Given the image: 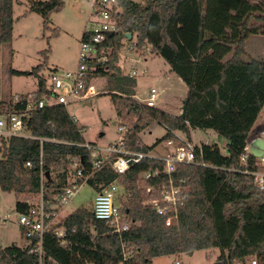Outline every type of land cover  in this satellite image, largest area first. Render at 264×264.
<instances>
[{
    "label": "trees",
    "instance_id": "1",
    "mask_svg": "<svg viewBox=\"0 0 264 264\" xmlns=\"http://www.w3.org/2000/svg\"><path fill=\"white\" fill-rule=\"evenodd\" d=\"M14 4L15 0H0V53L13 41ZM117 4L113 12L117 32L100 46L103 61L91 63L89 75L107 79L105 91L124 129L126 149L151 154L163 141L181 145L176 132L190 138L191 130H205L227 142L226 153L217 144L195 146V162L177 165L171 178L177 185L184 181L183 202L170 225L149 204L158 194L148 193L169 176L146 178L149 172L162 171L164 160L144 158L131 163L122 175L108 164L88 184L99 192L118 185L128 230L117 232L96 219L93 203L57 225L67 230L65 244L50 231L42 253L33 238L26 247L13 244L0 249V264H154L156 258L212 249L220 251L218 261L223 264L251 257L264 261V183L261 186L255 175L264 174V166L253 154L242 161L264 109V59H244L248 38L264 35V0H145L143 4L117 0ZM64 5L65 0L33 2L24 15L38 13L48 25ZM133 42L137 51L149 48L152 55L163 58L170 72L185 83L184 119L135 100V78L120 65L121 51ZM45 66L46 62L30 72H15L37 79V89L19 94L18 102L2 99L0 85V116L20 113L29 102L37 104L51 93L50 75H42ZM154 122L167 133L149 146L142 134ZM24 124L29 137L0 136V192L15 193L18 213H27V200L43 193L51 203L49 211L56 213V197L69 172L75 164L86 165L91 150L65 105L35 110Z\"/></svg>",
    "mask_w": 264,
    "mask_h": 264
},
{
    "label": "rangeland",
    "instance_id": "2",
    "mask_svg": "<svg viewBox=\"0 0 264 264\" xmlns=\"http://www.w3.org/2000/svg\"><path fill=\"white\" fill-rule=\"evenodd\" d=\"M47 0H15L13 41L4 45L0 53V85L2 99L9 100L18 93H31L37 89V79L31 75H20L18 72H30L44 64L42 75L48 76L55 70L60 72L75 71L79 64L80 45L88 28L90 15L96 0H65L64 7L51 15L50 22L45 25L44 18L38 13H29L31 4ZM143 4L145 0H133ZM121 51L120 65L125 74L136 72L135 100L144 103L151 88H157L159 98L156 107L176 116L182 114L186 100L187 87L176 75L169 73L170 66L160 56L152 55L149 48L144 53L136 49L129 50L128 44ZM128 48V49H127ZM248 56L264 59V35H252L246 43ZM107 79L91 77L90 85L95 88L96 95L81 101H72L68 111L73 116L87 143L98 147H107L117 143L120 136L121 121L111 100L110 93L105 91ZM256 130H264V112L255 126ZM166 130L158 123H152L142 134V140L149 146L156 145L166 135ZM182 140L190 142L194 147L204 144H217L223 154L226 147L223 141L213 136L211 131L191 130L190 138L184 133L176 132ZM173 148L166 142L156 145L152 155L165 156L172 153ZM77 166V165H76ZM76 166L71 169L72 171ZM97 191L88 184H83L70 204L58 209L55 224L76 209L84 206L91 208ZM34 203L37 199H29ZM17 197L14 192H0V249L13 244L26 247L27 239L17 222L15 215ZM5 214H11L10 221H3ZM218 249L202 250L192 255L181 257L167 256L154 259V264H215L219 262Z\"/></svg>",
    "mask_w": 264,
    "mask_h": 264
},
{
    "label": "built area",
    "instance_id": "3",
    "mask_svg": "<svg viewBox=\"0 0 264 264\" xmlns=\"http://www.w3.org/2000/svg\"><path fill=\"white\" fill-rule=\"evenodd\" d=\"M118 6L117 0H96L90 15L88 28L85 31V38L82 39L79 52V64L75 71H55L50 74L49 82L51 93L41 99L37 104L29 102L25 110L20 113H11L0 116V136L10 137H29L25 132L24 118L33 111L45 109L57 105L68 106L72 101H85L96 95L95 88L90 85L89 68L91 63L95 61H103L99 58L100 46L109 37L108 33H116L118 26L113 17V12ZM136 48V43L133 42L129 49ZM131 78L136 76L134 71L129 75ZM159 98L157 88H151L148 97L144 103L148 107H156V102ZM13 101H20L19 94L12 97ZM124 129L119 127L120 136L118 142L104 148L97 147L90 143L85 144V147L91 150V154L87 159L86 165L75 164L76 168L68 174L67 184L62 192L56 197L57 206L59 208L66 207L70 204L73 197L77 194L80 187L88 183L94 178L96 172L100 171L104 166L110 164L116 173L122 175L127 172L131 163H137L147 157L162 159L165 162V167L162 171H154L146 174V178L155 177L160 174L169 176L167 182L160 187H150L148 193H157L158 196L149 201V204L158 212V214L166 217V222L170 225L177 219L178 206L182 204L184 181L176 184L171 178V174L176 170L178 164H191L195 162V147L175 133L182 141L181 145L175 146L174 140L167 142V145L173 148L172 153L165 156L145 154L141 152H133L126 149ZM257 138L264 139V134ZM248 143L242 161H246L251 153L252 142ZM261 164L264 166V153L259 157ZM30 165V163H28ZM259 184L264 183V174H255ZM119 187L116 184L106 187L103 191H97L94 199V215L98 220L105 221L112 226L115 231L122 232L129 229V223L124 218L122 207L119 200ZM27 213H18L17 222L22 228L25 238L29 242L35 238L37 240L40 252L42 253V244L44 236L54 231V234L60 244H65L68 240L67 230L63 227H57L55 220L58 217V212L51 213L48 206L51 204L46 200L42 193L37 202L31 203ZM11 214H5L3 221H10ZM174 264H181L175 260ZM237 264H264V261L256 257L247 258L239 261Z\"/></svg>",
    "mask_w": 264,
    "mask_h": 264
},
{
    "label": "water",
    "instance_id": "4",
    "mask_svg": "<svg viewBox=\"0 0 264 264\" xmlns=\"http://www.w3.org/2000/svg\"><path fill=\"white\" fill-rule=\"evenodd\" d=\"M115 33L113 32H109L108 36L111 37L113 36ZM131 35L129 34V38L131 39ZM186 111H187V100L184 101V105H183V109H182V114L180 115L181 119H184L186 117ZM251 153L259 158L263 155L264 153V139L262 138H257L252 142V146H251ZM215 264H223L222 262H216Z\"/></svg>",
    "mask_w": 264,
    "mask_h": 264
},
{
    "label": "crops",
    "instance_id": "5",
    "mask_svg": "<svg viewBox=\"0 0 264 264\" xmlns=\"http://www.w3.org/2000/svg\"><path fill=\"white\" fill-rule=\"evenodd\" d=\"M13 31H14V30H13ZM169 73H171V72H170V69H169ZM171 74H173V73H171ZM174 75H175V74H174ZM18 94H29V93H18ZM186 95H187V94H186ZM1 98H2V97H1ZM165 112H167V113H169V114H172V113H170V112H168V111H165ZM263 112H264V109H263V111H262L260 117L258 118L257 122H258L259 119L261 118ZM172 115H174V114H172ZM257 122L255 123V125H254V127H253V131H252L254 135L252 136V138L250 139L249 142H251V140H253L254 138H257L258 136H261L262 134H264V130H263V129H261V130H259V131L256 130L255 126H256ZM211 133H212L213 136L217 137L216 134H215L214 132L211 131ZM222 141H223L224 146L226 147L227 142H226L225 140H222ZM113 144H114V143H113ZM109 145H112V144H109ZM95 146H97V145H95ZM107 146H108V145H107ZM97 147H98V146H97ZM100 148H104V147H100ZM21 230H22V228H21ZM22 232H23V230H22ZM23 233H24V232H23ZM26 242H27V241H26ZM19 246H21V245H19Z\"/></svg>",
    "mask_w": 264,
    "mask_h": 264
}]
</instances>
